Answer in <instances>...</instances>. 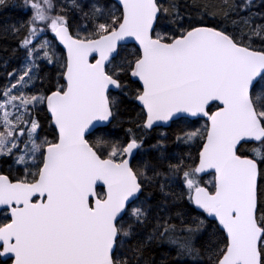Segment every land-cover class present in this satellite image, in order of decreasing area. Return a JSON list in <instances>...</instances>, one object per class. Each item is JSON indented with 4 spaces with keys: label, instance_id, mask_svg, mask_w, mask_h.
<instances>
[{
    "label": "snow or ice",
    "instance_id": "obj_1",
    "mask_svg": "<svg viewBox=\"0 0 264 264\" xmlns=\"http://www.w3.org/2000/svg\"><path fill=\"white\" fill-rule=\"evenodd\" d=\"M0 14L3 264H264V0Z\"/></svg>",
    "mask_w": 264,
    "mask_h": 264
},
{
    "label": "trees",
    "instance_id": "obj_2",
    "mask_svg": "<svg viewBox=\"0 0 264 264\" xmlns=\"http://www.w3.org/2000/svg\"><path fill=\"white\" fill-rule=\"evenodd\" d=\"M9 15H15V13L14 12H12V11H9V13H8ZM0 15H2V14H0ZM0 44H2V42H0ZM132 48H134V46H129V49L131 50ZM2 55H4V53L3 52H0V56H2ZM13 66H15V64H13ZM4 82V80H3V75H2V70H0V84H2ZM204 123V121H200V123L199 124H197L196 125V127H199L201 124H203ZM1 264V263H0Z\"/></svg>",
    "mask_w": 264,
    "mask_h": 264
},
{
    "label": "water",
    "instance_id": "obj_3",
    "mask_svg": "<svg viewBox=\"0 0 264 264\" xmlns=\"http://www.w3.org/2000/svg\"><path fill=\"white\" fill-rule=\"evenodd\" d=\"M129 46H134V47H136V45H135L134 42L130 43Z\"/></svg>",
    "mask_w": 264,
    "mask_h": 264
},
{
    "label": "flooded vegetation",
    "instance_id": "obj_4",
    "mask_svg": "<svg viewBox=\"0 0 264 264\" xmlns=\"http://www.w3.org/2000/svg\"><path fill=\"white\" fill-rule=\"evenodd\" d=\"M0 263L3 264V260L2 259H0Z\"/></svg>",
    "mask_w": 264,
    "mask_h": 264
},
{
    "label": "rangeland",
    "instance_id": "obj_5",
    "mask_svg": "<svg viewBox=\"0 0 264 264\" xmlns=\"http://www.w3.org/2000/svg\"><path fill=\"white\" fill-rule=\"evenodd\" d=\"M208 179H210V177H208Z\"/></svg>",
    "mask_w": 264,
    "mask_h": 264
}]
</instances>
